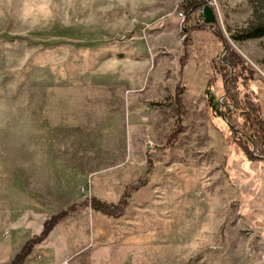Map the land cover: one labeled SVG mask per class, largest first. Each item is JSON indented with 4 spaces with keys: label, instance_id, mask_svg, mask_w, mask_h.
<instances>
[{
    "label": "rangeland",
    "instance_id": "rangeland-1",
    "mask_svg": "<svg viewBox=\"0 0 264 264\" xmlns=\"http://www.w3.org/2000/svg\"><path fill=\"white\" fill-rule=\"evenodd\" d=\"M251 16L249 0H0V264L73 205L22 264H264V162L227 98L264 120V37H230ZM136 184L119 216L77 206Z\"/></svg>",
    "mask_w": 264,
    "mask_h": 264
},
{
    "label": "trees",
    "instance_id": "trees-1",
    "mask_svg": "<svg viewBox=\"0 0 264 264\" xmlns=\"http://www.w3.org/2000/svg\"><path fill=\"white\" fill-rule=\"evenodd\" d=\"M249 2L252 7V16L244 27L239 28L230 34L231 39L234 41H243L264 37V0H249ZM193 8H196L195 4L193 2H188L186 5V15L189 14ZM192 17L193 14H190L187 16L186 20L191 21ZM205 28L208 29L210 26L206 25ZM222 42L223 40L220 39V43ZM226 49L228 52L227 55H229V57H225V61L233 68L241 64L240 59L233 53V51H231V48L228 45H226ZM225 67L223 66L224 69ZM231 85L232 84L228 85L229 93L227 98L235 105V110H240L239 115L242 117L241 122L239 123V132H234L238 136L237 141L243 148L246 157H248L250 160L255 159L251 153L252 148L254 145L259 146L260 158L256 160L264 162V120L260 118L258 106L254 105L251 101H244V99L240 97L241 90L236 87L233 88ZM217 105V108L219 109L220 104L218 101ZM178 122H180L179 117L177 118V123ZM173 134L170 137L171 140L175 138ZM145 182L146 176L140 179L138 186H142ZM138 186L137 184L129 186L117 204L107 203L96 198H91L80 202L77 206H82L89 203L90 207L95 211L116 217L123 213L130 196L129 193L138 188ZM74 209L75 205L47 219L43 224L41 232L38 235L28 239L23 244L19 252H17L15 256L6 264H22L25 258L29 255L33 246L43 241L48 236L50 231L55 227V225L64 220Z\"/></svg>",
    "mask_w": 264,
    "mask_h": 264
},
{
    "label": "water",
    "instance_id": "water-1",
    "mask_svg": "<svg viewBox=\"0 0 264 264\" xmlns=\"http://www.w3.org/2000/svg\"><path fill=\"white\" fill-rule=\"evenodd\" d=\"M204 20L205 24L211 26L215 22V16L212 11V8L208 5L204 6Z\"/></svg>",
    "mask_w": 264,
    "mask_h": 264
},
{
    "label": "built area",
    "instance_id": "built-area-1",
    "mask_svg": "<svg viewBox=\"0 0 264 264\" xmlns=\"http://www.w3.org/2000/svg\"><path fill=\"white\" fill-rule=\"evenodd\" d=\"M204 7H202L200 10H199V13H198V23L200 24H205V20H204Z\"/></svg>",
    "mask_w": 264,
    "mask_h": 264
},
{
    "label": "crops",
    "instance_id": "crops-1",
    "mask_svg": "<svg viewBox=\"0 0 264 264\" xmlns=\"http://www.w3.org/2000/svg\"><path fill=\"white\" fill-rule=\"evenodd\" d=\"M15 256V255H14Z\"/></svg>",
    "mask_w": 264,
    "mask_h": 264
}]
</instances>
